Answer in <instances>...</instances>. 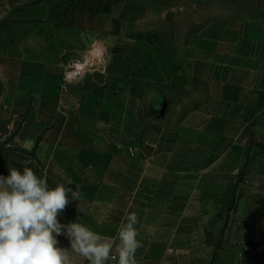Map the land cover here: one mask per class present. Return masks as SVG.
Segmentation results:
<instances>
[{"label":"crops","instance_id":"obj_1","mask_svg":"<svg viewBox=\"0 0 264 264\" xmlns=\"http://www.w3.org/2000/svg\"><path fill=\"white\" fill-rule=\"evenodd\" d=\"M242 3L222 31L158 45L143 0H0V121L23 117L12 143L36 144V175L80 191L61 224L115 237L135 212L138 264H264V0ZM99 35L116 56L64 88Z\"/></svg>","mask_w":264,"mask_h":264},{"label":"clouds","instance_id":"obj_2","mask_svg":"<svg viewBox=\"0 0 264 264\" xmlns=\"http://www.w3.org/2000/svg\"><path fill=\"white\" fill-rule=\"evenodd\" d=\"M69 192L80 200L78 188L72 191L64 183L49 187L46 174L37 176L27 166L23 172L10 167L6 177L0 176V264H71V254L88 264H138L143 243L137 213L126 214L115 237L79 222L61 224L58 216L69 203ZM60 235L70 241V250L58 246Z\"/></svg>","mask_w":264,"mask_h":264},{"label":"rangeland","instance_id":"obj_3","mask_svg":"<svg viewBox=\"0 0 264 264\" xmlns=\"http://www.w3.org/2000/svg\"><path fill=\"white\" fill-rule=\"evenodd\" d=\"M245 0H153L150 2L156 8L155 16L150 19L146 18L142 20V31L139 38L145 40H155L158 45L168 44H181L191 40L196 34L207 31L209 33H216L227 28L230 24L236 22L237 18L243 16V3ZM14 7H17L14 5ZM106 36L99 35L93 43V50L96 46H100L103 50V55L98 56L93 60L90 67L81 70L77 77L73 80H63L62 86L65 88L67 84L80 79L81 75L92 67L96 69L98 62H107V59L116 56L117 53H113L118 47H116V37H109L110 48H106L104 42ZM91 49V48H90ZM89 49V50H90ZM92 50V52H93ZM130 53V52H129ZM136 53V52H134ZM89 51L76 57L69 63L66 70L70 69V65L77 59L89 55ZM143 57L137 55V60L141 62ZM128 74H135L133 68L126 69ZM162 90L164 87L160 86ZM165 91V90H164ZM20 123V117H16L9 124L8 129H13ZM4 126L0 125V142L7 136L8 132H4Z\"/></svg>","mask_w":264,"mask_h":264},{"label":"trees","instance_id":"obj_4","mask_svg":"<svg viewBox=\"0 0 264 264\" xmlns=\"http://www.w3.org/2000/svg\"><path fill=\"white\" fill-rule=\"evenodd\" d=\"M134 0H127L128 3L133 2ZM146 2H152L153 0H143ZM4 26V21H0V28ZM1 91V85H0ZM23 117H20V121ZM12 122V119H4L0 121V125H3L4 132H8V136L0 142V158H6L13 166L23 172L24 166L30 167L34 170L39 166V159L36 153V144L32 146L30 149H26L15 145L12 143V136L17 130L19 123L14 126L13 129H8L9 124ZM8 126V127H7ZM1 171H6L4 168L0 166Z\"/></svg>","mask_w":264,"mask_h":264},{"label":"built area","instance_id":"obj_5","mask_svg":"<svg viewBox=\"0 0 264 264\" xmlns=\"http://www.w3.org/2000/svg\"><path fill=\"white\" fill-rule=\"evenodd\" d=\"M101 56V55H99ZM88 57V58H87ZM98 57V55H94L93 52L90 53L89 55H84V57L77 59L75 62H73L70 65V69L64 71V75H63V80H73L77 77V75L81 72V70L83 69H87V67H90L93 60H95V58ZM77 62L82 63V68H80L79 70L75 71L76 67H77ZM69 72H73L71 74V76H68ZM131 153L133 154V150L132 148H130Z\"/></svg>","mask_w":264,"mask_h":264},{"label":"bare ground","instance_id":"obj_6","mask_svg":"<svg viewBox=\"0 0 264 264\" xmlns=\"http://www.w3.org/2000/svg\"><path fill=\"white\" fill-rule=\"evenodd\" d=\"M93 54L94 55H102L103 54V50H102V48L98 45V46H96L95 48H94V50H93ZM88 58V57H87ZM80 68H82V63H79V62H77V67H76V69H75V71H77V70H79ZM73 72H69L68 73V76H71V74H72Z\"/></svg>","mask_w":264,"mask_h":264}]
</instances>
